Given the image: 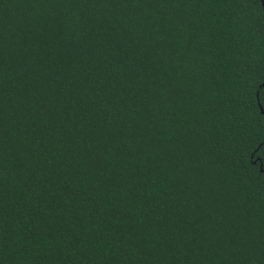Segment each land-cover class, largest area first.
Here are the masks:
<instances>
[{
	"label": "trees",
	"instance_id": "obj_1",
	"mask_svg": "<svg viewBox=\"0 0 264 264\" xmlns=\"http://www.w3.org/2000/svg\"><path fill=\"white\" fill-rule=\"evenodd\" d=\"M264 0H0V264H264Z\"/></svg>",
	"mask_w": 264,
	"mask_h": 264
},
{
	"label": "water",
	"instance_id": "obj_2",
	"mask_svg": "<svg viewBox=\"0 0 264 264\" xmlns=\"http://www.w3.org/2000/svg\"><path fill=\"white\" fill-rule=\"evenodd\" d=\"M264 113V112H263Z\"/></svg>",
	"mask_w": 264,
	"mask_h": 264
}]
</instances>
